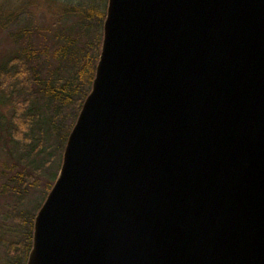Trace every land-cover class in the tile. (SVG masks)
Wrapping results in <instances>:
<instances>
[{"label": "water", "instance_id": "water-1", "mask_svg": "<svg viewBox=\"0 0 264 264\" xmlns=\"http://www.w3.org/2000/svg\"><path fill=\"white\" fill-rule=\"evenodd\" d=\"M32 228L25 264H264V0H107Z\"/></svg>", "mask_w": 264, "mask_h": 264}, {"label": "rangeland", "instance_id": "rangeland-1", "mask_svg": "<svg viewBox=\"0 0 264 264\" xmlns=\"http://www.w3.org/2000/svg\"><path fill=\"white\" fill-rule=\"evenodd\" d=\"M106 5L107 0H0V61L30 44L39 50L33 60L39 79L52 77L60 65L53 57L54 49L60 45L55 42L56 30L72 29L76 37L79 26L90 24L89 34H99L101 43ZM90 8L104 16L99 19L92 14L85 20L84 11L90 14ZM37 101L46 122L52 110L42 98ZM75 112L74 107L62 106L61 116L54 117L53 126L43 123L41 131L30 129L27 135H21L16 131L18 122L12 108L0 102V264L26 262L29 250L26 252L23 238L33 230L28 219L36 214L49 191L46 192L47 185H52L58 174ZM32 171L37 172L34 182L28 181Z\"/></svg>", "mask_w": 264, "mask_h": 264}, {"label": "trees", "instance_id": "trees-1", "mask_svg": "<svg viewBox=\"0 0 264 264\" xmlns=\"http://www.w3.org/2000/svg\"><path fill=\"white\" fill-rule=\"evenodd\" d=\"M89 12L91 15L84 11L85 20H88L92 14L99 19L104 16L103 13H98L93 8H90ZM89 27L90 24L86 23L83 24V27L79 26L76 37L72 35V29L56 30L55 42L60 45L54 49L53 57L60 65L52 77L44 80L39 79L33 64L39 50L29 46L30 44L24 45L0 61V102L8 104L12 108L15 120L18 122L16 131L22 133L21 135H27L30 129L33 132L41 131L43 123L47 124L49 128L53 126L55 124H53L54 117L61 116L62 106L76 109L73 126L83 100L90 90L100 51V36L99 34L94 35L93 32L89 34ZM82 36L84 40L79 42ZM58 70L59 72H57ZM39 97L46 102L47 108L52 110L53 115L49 120H45L46 122L42 119L41 112L36 105ZM0 124H2L1 121ZM36 174L37 172L32 171L28 181L34 182L33 178ZM50 185H47L46 192ZM40 205L41 203L36 209ZM34 215L32 213L29 216L30 226L33 225ZM23 239L27 252L31 247L32 233L27 231Z\"/></svg>", "mask_w": 264, "mask_h": 264}]
</instances>
